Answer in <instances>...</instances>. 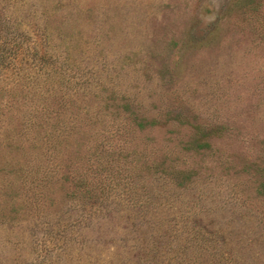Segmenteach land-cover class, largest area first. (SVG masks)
<instances>
[{"label":"rangeland","instance_id":"obj_1","mask_svg":"<svg viewBox=\"0 0 264 264\" xmlns=\"http://www.w3.org/2000/svg\"><path fill=\"white\" fill-rule=\"evenodd\" d=\"M0 264H264V0H0Z\"/></svg>","mask_w":264,"mask_h":264},{"label":"trees","instance_id":"obj_2","mask_svg":"<svg viewBox=\"0 0 264 264\" xmlns=\"http://www.w3.org/2000/svg\"><path fill=\"white\" fill-rule=\"evenodd\" d=\"M139 125H140V127H142V128L145 127V124H144V123H140Z\"/></svg>","mask_w":264,"mask_h":264}]
</instances>
